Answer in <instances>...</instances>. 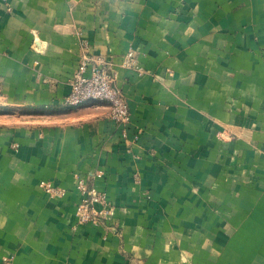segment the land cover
<instances>
[{
	"label": "crops",
	"instance_id": "crops-1",
	"mask_svg": "<svg viewBox=\"0 0 264 264\" xmlns=\"http://www.w3.org/2000/svg\"><path fill=\"white\" fill-rule=\"evenodd\" d=\"M0 264H264V0H0Z\"/></svg>",
	"mask_w": 264,
	"mask_h": 264
},
{
	"label": "built area",
	"instance_id": "built-area-1",
	"mask_svg": "<svg viewBox=\"0 0 264 264\" xmlns=\"http://www.w3.org/2000/svg\"><path fill=\"white\" fill-rule=\"evenodd\" d=\"M124 65L134 64V55L129 52L123 61ZM116 74L112 63L102 56L93 55L86 51L81 56L80 63L70 78L71 90L63 100L67 107H78L89 101H100L109 103L111 106V117L120 122L128 123L130 120V109L127 97L121 88L115 84ZM48 187L52 185L47 184ZM78 187L87 192L88 188L83 180ZM96 201L105 202L102 194L95 189L90 191V196L85 198L77 208V215L81 222H86L98 217H107L112 213V207H104L101 213L95 212L93 205Z\"/></svg>",
	"mask_w": 264,
	"mask_h": 264
}]
</instances>
